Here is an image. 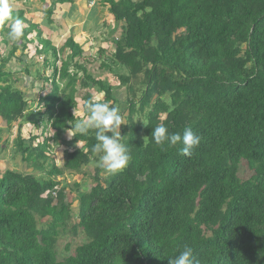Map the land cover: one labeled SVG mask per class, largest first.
Instances as JSON below:
<instances>
[{
    "label": "trees",
    "instance_id": "1",
    "mask_svg": "<svg viewBox=\"0 0 264 264\" xmlns=\"http://www.w3.org/2000/svg\"><path fill=\"white\" fill-rule=\"evenodd\" d=\"M106 2L123 24L111 49L98 50L101 70L115 83L93 77L72 37L56 49L36 25L24 24L18 42L0 28V118L8 126L24 122L19 128L27 121L46 123L44 137L16 134L15 152L32 171L0 170V264H169L184 245L200 264H264V0ZM14 15L26 22L22 13ZM28 45L42 57L36 100L15 87L17 72L6 68L19 50L22 65ZM30 68H22L26 79ZM116 87L127 96L119 131L132 159L104 180L99 171L106 170L95 168V184L80 195L72 227L87 241L59 261L56 241L71 219V205L56 178L100 159L91 150L95 132H74L76 98L82 96L83 116L84 102H97L93 93L120 108ZM161 123L171 133L191 128L201 136L191 156L180 144L163 150L154 144L151 132ZM65 132L74 146L62 143L74 149L64 152L59 168L49 143ZM241 162L251 172L246 180L238 176Z\"/></svg>",
    "mask_w": 264,
    "mask_h": 264
},
{
    "label": "rangeland",
    "instance_id": "2",
    "mask_svg": "<svg viewBox=\"0 0 264 264\" xmlns=\"http://www.w3.org/2000/svg\"><path fill=\"white\" fill-rule=\"evenodd\" d=\"M97 26V25H96ZM86 28L91 29V31L95 30V24H86ZM79 29V28H78ZM75 32V31H74ZM120 38V36L118 37ZM117 38V39H118ZM73 42L76 44V46L82 50L83 52V60L86 63V68L87 70L93 75V77L95 79H108L110 81V83H115L113 82V77L108 74L107 72L101 70L100 68V63L103 61V59L99 56L98 51H91L90 48H88V45H83L81 44V41H76L74 38L72 39ZM87 41V40H86ZM18 42V41H17ZM109 49H111V44L108 45ZM11 49L10 44L7 47V50L3 53L4 55H6V52ZM28 49L30 50L29 55L31 54L32 59H27L24 57L21 60H23L22 63V67L20 66V70L24 67L27 66L29 67L30 64L33 65V68L35 66H39L40 64H42L41 60L42 57L35 56L34 55V51L31 45H28ZM10 51V50H9ZM22 52V50H21ZM16 57L14 56L13 59H11L10 63L8 64V69L11 71H15L18 68V65H20V62H18V58H20V50L16 52ZM91 55V57H90ZM94 56V58H93ZM23 57V56H22ZM36 62V63H34ZM7 68V67H6ZM33 70V69H32ZM40 70V69H39ZM34 72V71H33ZM39 72V71H38ZM27 74L22 73V72H17L14 74L15 78H19L20 76H26ZM39 76V73H37L36 77ZM47 76H50V73L47 72ZM21 82H23V79H20ZM62 86L64 85L63 82H59ZM37 84H41V82H37ZM16 88H18L19 90H22V87L24 86V84L22 83H15L14 84ZM49 86V85H48ZM117 88V93L119 95H117V98H119V100L122 102L120 105V112L124 117V120L126 121V116H127V110L125 108V106H123L124 101L127 96H126V92L125 89H123L122 87H116ZM32 93V97H35V100L38 98V93L37 90L33 89ZM129 96V95H128ZM26 98H31V97H26ZM93 99L97 101V99H99V101L102 102V95L101 94H97V93H93ZM31 102L30 99H27ZM77 101V107L74 110L75 114L78 116V118L80 120L84 119L83 116V102H82V96H80V94L77 96L76 98ZM29 111L31 112V115H33L35 117V115H37L38 113L35 111V107L33 106L32 108H29ZM29 112V113H30ZM138 116H136L137 118ZM20 123H24L22 121H17L13 124H11V126H8V123L3 120L2 118H0V130H2V135H1V142H0V170H4V168H11L12 170L15 171H23V172H28L30 173L32 171V168H26L25 166H23L24 164L21 161V158L19 157V155L16 154L15 149H14V145H15V140H16V134H20V136H22L24 139L26 138V140L28 138H30V136L32 135V137L34 136H41L42 137L46 136V131L43 130L42 128H44V125L46 124L45 121H41L40 127L35 126L32 123H29V121L26 122L25 125L20 126V128L18 127V125ZM43 131V133H42ZM53 131V130H51ZM37 139L35 140L34 144H36L37 142H40V137H36ZM71 139H72V133L71 132H65L62 135V139L60 141H52L50 142V148H49V153L52 155V159H53V163L61 168L62 164H63V160H64V152L65 150V145L62 143L63 141H66L68 145L70 146H74L71 143ZM5 141V142H4ZM82 143H78L75 147H82ZM69 152L72 151V148L69 147ZM68 151V150H67ZM51 161V159H50ZM48 161V162H50ZM100 161V159H99ZM99 166V162L97 163H91L88 167H83V169L81 170V172H70L69 170H64L62 175L56 178V181H59L61 185H59L58 187L62 186L65 188V201L67 203H69L71 205V219L68 223V226L65 230L64 233L60 234V237L57 239L56 241V247H55V251H56V255H57V260L61 261L69 256L74 255L75 249L76 247L80 246L81 244L85 243L86 237L84 235V233L78 229L76 232L74 233L72 231V227L74 225H76L77 223V216L79 213V197L82 194H86L90 191L91 187L94 186L95 181H94V173H95V168ZM48 167L45 168V170H47ZM46 173L43 172V176L41 175V177L45 178ZM109 173L107 171H99V176L101 178V180H104L107 175ZM238 176L241 180H246L251 176V172L248 170L247 165L245 162H241L239 165V169H238ZM45 196V195H44ZM53 196H55V194H53ZM45 222V221H43ZM40 227V225H39Z\"/></svg>",
    "mask_w": 264,
    "mask_h": 264
},
{
    "label": "clouds",
    "instance_id": "3",
    "mask_svg": "<svg viewBox=\"0 0 264 264\" xmlns=\"http://www.w3.org/2000/svg\"><path fill=\"white\" fill-rule=\"evenodd\" d=\"M4 27L8 29V36L12 42L20 40L25 35L24 21L14 15L9 0H0V28ZM27 56L28 59L32 58L31 54ZM84 109V119L75 124L74 132L87 136L90 131H94L97 143L91 150L100 154L99 166L111 175L121 173L128 167L132 156L128 145L122 142L123 136L119 131L120 126L126 124L120 109L110 107L108 102H100L99 99L94 103L85 101ZM151 138L161 150L166 146L180 144L181 153L187 156H191L201 142V136L191 128H185L181 135L179 132H169L163 123L152 129ZM169 264H200V260L194 256L191 246L184 245L179 254L169 260Z\"/></svg>",
    "mask_w": 264,
    "mask_h": 264
},
{
    "label": "crops",
    "instance_id": "4",
    "mask_svg": "<svg viewBox=\"0 0 264 264\" xmlns=\"http://www.w3.org/2000/svg\"><path fill=\"white\" fill-rule=\"evenodd\" d=\"M54 1L56 0H9V3L13 12L23 14L26 21L24 24L38 26L42 31V39H47L51 46L56 49L61 48L66 40L72 37L77 42L81 41V44L88 45L91 51L95 52L100 49L109 50L108 45L117 40L119 36L121 37L123 24L122 22H116L109 13L106 0H58L55 2L54 9L52 10L51 20L46 22L44 14L48 9L52 8ZM86 24H95V30L91 31V29H87ZM46 56L49 57L48 55ZM53 61L49 63L52 64ZM56 65H59V61ZM20 66L18 65V68L15 70L18 73L22 72ZM30 66L31 72L29 77L32 78L26 79V76H20L23 82L20 81L19 83L24 84L21 91L25 97L33 98V87L37 88V85H39L37 82H41L42 84L44 77L43 75L36 77L37 73L41 72L42 65L35 66L34 68L32 64ZM47 72L50 73L51 71L48 70ZM29 80H33L35 83H31ZM71 148L72 150L74 149V147ZM65 150L70 149L65 146Z\"/></svg>",
    "mask_w": 264,
    "mask_h": 264
}]
</instances>
